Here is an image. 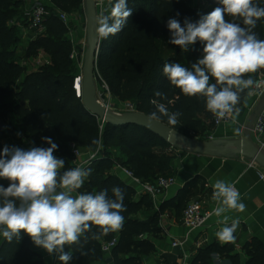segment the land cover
I'll use <instances>...</instances> for the list:
<instances>
[{
	"label": "trees",
	"instance_id": "16d2710c",
	"mask_svg": "<svg viewBox=\"0 0 264 264\" xmlns=\"http://www.w3.org/2000/svg\"><path fill=\"white\" fill-rule=\"evenodd\" d=\"M33 2L27 4L28 0H0V121L5 125V130L0 129V151L5 147L2 138L7 137L8 128L2 116L8 114L15 118L21 126L19 132L24 133L25 139L35 147L49 146L43 137H50L58 145L54 156L65 160L61 173L76 167L72 143L83 152L99 150L98 157L85 168L91 169V174L77 191L80 194H97L107 189L109 197H112L113 187L123 189V204L126 208L122 213L123 226L120 231L92 239L93 233L100 232L93 225L92 231L85 234L86 241L81 237L80 243L66 245L64 251L72 254L69 264L105 262L107 258L102 250L103 242L118 237V243L111 252L113 263L141 264L142 257L153 250V246L143 236L158 230L159 213L167 206L182 211L183 216L194 182L188 183L177 199L162 204L156 211L149 194L138 195L134 185L113 172V168L119 164L144 182L155 181L162 174L173 175L176 154L170 152L169 148L177 144L137 124L113 125L105 122L101 128V120L77 97L74 80L79 68L77 61L71 58V53L74 47L81 49L79 45H73L70 33L76 27V17L85 16L84 0L47 2L49 14L44 22L45 31L32 39L25 50L27 56L43 50L49 56V61L40 69L25 74L26 67L19 61L17 48L22 41V30L27 26L25 10ZM107 3L104 15L113 17L117 0H108ZM254 3L264 7V0H254ZM218 6H222L219 0H127V7L132 9V14L123 29L107 38L100 35L97 56L100 84L104 80L114 98L121 102L130 101L137 111L148 115L156 111L150 102L152 99L164 103L169 113L179 112L180 116L176 125L168 124L164 116H161L160 121L181 135L204 138L209 134L213 122V114L206 108L205 97L199 94L184 95L163 74L165 63H179L191 70L192 64L202 56V45L197 42L188 51H183L171 44V53H166L159 39L168 43L170 32L167 21L170 17L177 18L183 26L185 18L196 22ZM61 11L69 15L68 22L60 17ZM225 18L229 21L234 19L230 16ZM235 22L244 26L242 18H236ZM254 32L259 39L264 40V18L257 22ZM260 70L264 72V68H260L255 73L245 74L244 78L255 80ZM209 83L214 84L216 81L210 77ZM157 90L167 98L155 97ZM249 90L240 93L239 103ZM119 113L122 112L119 110ZM0 185L6 188L9 181L0 179ZM144 211L152 213L148 221L136 217ZM246 247L247 264H264V246L261 241L253 239ZM234 250L231 242L224 245L215 242L201 248L191 264H210L214 253L228 256L233 264H240L239 254H232ZM120 254L126 256L123 258ZM0 264L45 263L39 258L31 238L22 232L20 239L13 238L11 242L0 234ZM56 264H61V261L58 259Z\"/></svg>",
	"mask_w": 264,
	"mask_h": 264
},
{
	"label": "clouds",
	"instance_id": "9594fccd",
	"mask_svg": "<svg viewBox=\"0 0 264 264\" xmlns=\"http://www.w3.org/2000/svg\"><path fill=\"white\" fill-rule=\"evenodd\" d=\"M219 3L222 6L202 15L196 22L185 18L182 26L177 18L168 19V43L188 51L199 42L202 56L192 64L191 70L179 63H165L163 74L184 95L205 97L206 108L215 117L224 119L231 115L235 122L240 93L251 89L255 83L251 78L245 79V74L264 68V40L254 32L257 22L264 18V7L254 0H219ZM131 14L127 0H117L113 17L104 16L98 21V33L104 38L118 34ZM226 16L234 19L226 20ZM236 18H242L244 26L235 22ZM210 77L216 83L210 84ZM247 94L251 96L253 92L250 90ZM154 95L167 98L159 90ZM150 102L156 108L150 119L158 121L164 116L168 124L178 123L179 112L169 113L166 105L156 99ZM42 139L48 147L24 150L5 146L0 151V179L9 181L6 188L0 185V234L11 242L13 238L20 239L23 232L35 246L50 255L58 254L61 264H69L72 254L64 251L65 246L80 243L81 237L86 241L85 234L92 231L93 225L100 232L93 233L92 239L122 228V213L126 210L124 191L115 186L111 189L112 197L107 189L97 194L71 195L82 187L91 169L76 167L61 173L65 160L54 156L58 145L50 137ZM213 188V200L219 205L214 209L216 216L229 209L244 211L245 205L240 202V194L234 185L217 180ZM227 220L224 216V226L216 233L222 242L235 239L233 234L240 223L235 219L229 226Z\"/></svg>",
	"mask_w": 264,
	"mask_h": 264
},
{
	"label": "crops",
	"instance_id": "0c3cea01",
	"mask_svg": "<svg viewBox=\"0 0 264 264\" xmlns=\"http://www.w3.org/2000/svg\"><path fill=\"white\" fill-rule=\"evenodd\" d=\"M80 17L82 18V16ZM70 35L72 36V41H74L73 35L75 34L73 31ZM86 36L87 34L78 32V39L76 38L77 43L75 45L80 46L78 43L83 42ZM260 74H264V72L260 70L256 79H258ZM250 90L253 94L251 96L247 95L241 103L237 104L239 114L236 116L235 122L231 121L224 125L216 126L213 115V122L209 129V134H213L216 138L214 140L215 145L223 147L231 140H242V143L229 145V150L226 154L219 152L197 153L187 146H176L179 149V152L175 153L176 157L173 169L176 183L153 200L155 210L159 211L162 204L171 203L172 200L177 199L181 190L188 183L194 182L189 200L197 199L201 201L205 210L213 212L206 225L190 230L182 222V211H177L175 208L167 206L164 211L159 213L158 230L143 236L153 246V250L142 257L141 264H191L201 248L215 242L220 245L229 243L220 241L216 235L224 226V223H222L224 216L228 217L226 223L229 226L235 219H239L240 221L233 234L235 239L231 241L235 247L232 254H239L240 264H247L248 248L246 245L249 242L253 239H258L264 246V181L259 175V172L264 173V167L259 163L256 166L250 165L252 157L246 151L244 140L249 126L251 123L252 125L254 124L264 95L258 97L252 88ZM10 135L6 139H12H10L12 146L24 150L35 147L30 141L25 140V138H22L18 142L16 139L10 137ZM251 143L258 147V142L253 132H251ZM2 144L6 145L5 141H2ZM89 152L85 151L80 159L85 160ZM262 152L264 153V147L262 148ZM113 172L127 181V183L134 185L138 195L142 194L139 192L141 191L140 187L134 184L131 177L125 173L123 167L116 165L113 168ZM217 180H223L225 183L234 185L240 194V202L245 205L244 211L229 209L221 214V216L214 214V209L219 206L218 202L213 200V185ZM78 194L80 193L77 190L71 193L73 196ZM151 216L152 213L148 211L136 215L137 218L144 221H148ZM174 241H180L181 244L173 246ZM34 248L39 258L45 264L57 263L58 254L53 253L50 255L46 250L35 245ZM120 255L123 258L126 256L125 254ZM110 257L111 255H106L107 260L105 262L98 261L94 264H114L112 257L108 261ZM210 264H233V262L228 256L214 253Z\"/></svg>",
	"mask_w": 264,
	"mask_h": 264
},
{
	"label": "built area",
	"instance_id": "2783aa9c",
	"mask_svg": "<svg viewBox=\"0 0 264 264\" xmlns=\"http://www.w3.org/2000/svg\"><path fill=\"white\" fill-rule=\"evenodd\" d=\"M96 6H105L104 0H95ZM103 9V7L101 8ZM49 14V10L47 8V4L42 2L41 0H36L30 7L26 8L25 10V16L27 18V26L28 29H31L34 31L37 35L43 33L45 31L44 22L46 20L47 15ZM104 11L101 10V12L98 11L97 20H100L104 17ZM60 17L65 21L68 22L69 15L65 12H60ZM97 25V24H96ZM98 26V25H97ZM24 27V28H26ZM96 27V26H95ZM98 41H100V34L98 33ZM71 58L73 60H76L78 63L79 73L76 76L75 80L82 82V73H83V66H84V60H85V50H79L78 48L74 47L71 53ZM96 72L98 73V70L96 68ZM99 74V73H98ZM96 79V78H95ZM254 85L252 87L255 94H257L258 97H261L264 95V74H260L258 79L254 81ZM102 85V91L103 92H110L108 84L103 80L101 83ZM97 92L98 89H97ZM77 97H81V93H76ZM98 99V97H97ZM99 100V99H98ZM101 103V101L99 100ZM102 104V103H101ZM104 105V104H103ZM106 106V105H104ZM109 108V106H106ZM237 108V105H236ZM110 109V108H109ZM122 113H128L137 111L135 105L131 103L130 101L125 102L120 109ZM119 113V112H118ZM235 115V112L232 114ZM101 120V119H100ZM233 121L231 118V115L226 116L224 119H218L214 116V123L216 126H221L226 123H229ZM105 121L101 120V128H103ZM253 134L255 135V138L258 142V149L262 151V148L264 147V105L262 106L260 112L256 116V119L254 121V124L251 128ZM200 140H216L215 136L213 134H207L204 138L195 137ZM176 146L181 145H172L169 148V151L172 153H178L179 149ZM71 149L74 155L73 163L76 165V167H88L92 164L93 160L96 159L99 155V150L89 152L87 154V158L85 160H81L80 158L83 155V151L81 148H79L76 144H71ZM258 162L256 159L251 158L250 165L256 166ZM118 166H121L118 164ZM123 167V166H121ZM125 173L131 177L134 184L138 185L140 187L139 192L141 193H147L149 194L153 200H155L158 196L163 194L167 189H169L172 185L176 183V178L173 175H159L155 181H142L140 178H137L134 176L133 172L127 169L126 167H123ZM260 178L264 181V173L259 172ZM213 212L211 210H205L202 206L201 201L197 199H192L183 211L182 216V222L183 224L189 228L190 230L198 229L201 227H204L210 218L211 214ZM142 237V236H141ZM118 243V237L113 238L110 241H105L102 244V250L106 255H111L112 249L117 245ZM180 241H174L173 246L180 245Z\"/></svg>",
	"mask_w": 264,
	"mask_h": 264
},
{
	"label": "water",
	"instance_id": "95a60500",
	"mask_svg": "<svg viewBox=\"0 0 264 264\" xmlns=\"http://www.w3.org/2000/svg\"><path fill=\"white\" fill-rule=\"evenodd\" d=\"M87 5V28L89 32V45L85 52V60L82 73V82L74 80V89L81 93V99L85 107L99 119L111 123L113 125H129L137 124L150 129L152 132L160 136L166 141L177 145H184L197 153L219 152L226 154L229 150V145L241 144L242 140H231L225 146H218L211 140H200L194 137H188L177 133L171 126L165 124L160 120H152L150 115L140 111H133L128 113H116L107 108L97 99V87L95 79V71L97 68V56L100 48V43L95 39V26L97 24V9L95 0H86ZM264 105V98L262 99L257 115ZM5 125L0 121V129L3 130ZM252 123L246 134L245 144L248 154L256 159V161L264 167V153L260 151L254 144L251 143ZM111 257L108 258V261Z\"/></svg>",
	"mask_w": 264,
	"mask_h": 264
},
{
	"label": "rangeland",
	"instance_id": "374dc122",
	"mask_svg": "<svg viewBox=\"0 0 264 264\" xmlns=\"http://www.w3.org/2000/svg\"><path fill=\"white\" fill-rule=\"evenodd\" d=\"M28 1H29V3H31L33 1L35 2L36 0H28ZM41 1L44 2L45 4H47V2L49 0H41ZM84 1H85L84 2V4H85L84 7L86 8L85 16H82V18L80 16H78V17H76V19L74 21V23H75L74 25L76 27H74L72 31L75 34V35H73L74 36L73 40L75 42L73 41L72 43H73L74 46H76L75 45L77 43L76 42V38L78 39V37H79V36L77 37L78 32H80L82 34H87L86 38L83 39V42L78 43L81 46V47L80 46H78V47H80L81 50L84 49L85 52H86V50L88 48V45H89V37H88L89 32H88V28H87V5H86V0H84ZM104 1H105V6H107V4H108L107 1L108 0H104ZM105 6H100V5L96 6L97 15H98V11L101 12V10H103V11L105 10ZM102 7H103V9H101ZM98 21L99 20H97V25H98ZM97 25L95 27V39L98 40V36L99 35H98V31H97V27H98ZM37 37H38V35L34 31H32L31 29H28V27L23 28V30H22V41H21V44L19 45V47L17 48V56L19 57L20 63L26 67L25 74L40 69L42 66L46 65L48 63V61H49L48 60L49 56L47 54H45V52L43 50H39L36 54H33L31 56H27L26 55L25 47L28 45V43L32 39H35ZM70 37L72 39L71 35H70ZM159 43H161V45H163V48H164L166 53H171L172 46H171L170 43H166V42L162 41V39H159ZM96 75H97V77H96V87H97V89L99 91V92H97L98 99L101 101L102 104H104L106 106L108 105L109 108L112 111L118 113L125 102L124 101H122V102L118 101L116 98L113 97L111 92H108V91L107 92H103L102 91V85L100 84V81L98 79V73L97 72H96ZM18 83L19 82L16 83V86H17ZM2 117L4 119L3 122L8 124V128L6 129L7 130V132H6L7 136L9 134H11L10 137L16 139V141H18V142L22 138L23 139L25 138V136H24L25 134L24 133H20L19 130H18L19 128H21V126H19L16 123L15 118L11 114L4 115ZM16 126H17V128H16ZM6 138L3 137L2 141H5V143H6L5 146L11 147L12 146V143L10 141L11 138L9 140L6 139ZM182 146H184V145H182Z\"/></svg>",
	"mask_w": 264,
	"mask_h": 264
},
{
	"label": "bare ground",
	"instance_id": "6f19581e",
	"mask_svg": "<svg viewBox=\"0 0 264 264\" xmlns=\"http://www.w3.org/2000/svg\"><path fill=\"white\" fill-rule=\"evenodd\" d=\"M78 91L80 92V87H79V90Z\"/></svg>",
	"mask_w": 264,
	"mask_h": 264
}]
</instances>
